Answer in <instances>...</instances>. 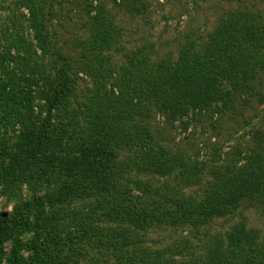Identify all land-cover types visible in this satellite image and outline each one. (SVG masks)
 I'll return each instance as SVG.
<instances>
[{
  "label": "trees",
  "instance_id": "1",
  "mask_svg": "<svg viewBox=\"0 0 264 264\" xmlns=\"http://www.w3.org/2000/svg\"><path fill=\"white\" fill-rule=\"evenodd\" d=\"M53 5L13 0L0 24V196L13 205L0 216V264H264V235L245 226L187 262L174 242L150 240L152 230L201 231L264 209V143L216 169L197 200L183 188L198 169L160 152L142 122L215 112L230 104L227 83L248 89L264 73V18L236 13L177 61L132 52L123 65L104 55L119 38L109 22V35L83 46L94 88L78 102L68 59L47 36Z\"/></svg>",
  "mask_w": 264,
  "mask_h": 264
},
{
  "label": "rangeland",
  "instance_id": "2",
  "mask_svg": "<svg viewBox=\"0 0 264 264\" xmlns=\"http://www.w3.org/2000/svg\"><path fill=\"white\" fill-rule=\"evenodd\" d=\"M13 0H0V24L8 17ZM53 8L46 18V32L52 51H58L71 67L76 81V99L91 98L93 81L83 66L84 45L95 39L98 30L119 36L104 55L123 65L132 52L149 53L155 61H177L184 48H200L218 27L236 13L260 14L264 0H51ZM95 18V20H94ZM26 26L25 22H23ZM26 28V27H25ZM105 28L107 30H105ZM96 40V39H95ZM54 48V49H53ZM55 54V53H54ZM240 91L231 83L225 86L230 104H219L215 112H196L189 118L151 113L143 122L145 130L158 141L160 152L173 161L186 158L198 169L199 179L186 184L183 192L200 200L216 169L238 162L258 144L264 143V73ZM173 164V163H172ZM173 167V166H172ZM168 170V168H164ZM172 186L178 187L179 170L173 171ZM155 181L163 182L162 175ZM185 181V180H184ZM13 205L0 196V216L10 215ZM245 226L264 235V209L260 205L243 208L233 216L215 220L201 231H150L154 246L175 243L182 252L178 260L187 262L200 254L211 238ZM197 235L198 238L195 236Z\"/></svg>",
  "mask_w": 264,
  "mask_h": 264
}]
</instances>
